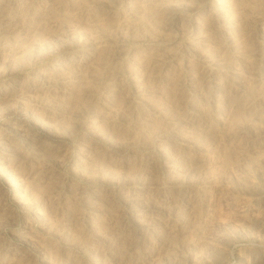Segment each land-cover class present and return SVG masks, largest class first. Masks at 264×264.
<instances>
[{
  "label": "rangeland",
  "instance_id": "rangeland-1",
  "mask_svg": "<svg viewBox=\"0 0 264 264\" xmlns=\"http://www.w3.org/2000/svg\"><path fill=\"white\" fill-rule=\"evenodd\" d=\"M2 156L0 264H264V0H0Z\"/></svg>",
  "mask_w": 264,
  "mask_h": 264
},
{
  "label": "bare ground",
  "instance_id": "bare-ground-1",
  "mask_svg": "<svg viewBox=\"0 0 264 264\" xmlns=\"http://www.w3.org/2000/svg\"><path fill=\"white\" fill-rule=\"evenodd\" d=\"M67 62H69V64H68V67H73L72 66V64L74 63V60L73 59H71V60H67ZM15 123V125H16V129H17V131H21L22 129H24L23 128V122H22V119L21 118H18L17 119V121L16 122H14ZM6 164L7 162H6V159H5V157L4 156H2L1 158H0V164Z\"/></svg>",
  "mask_w": 264,
  "mask_h": 264
}]
</instances>
